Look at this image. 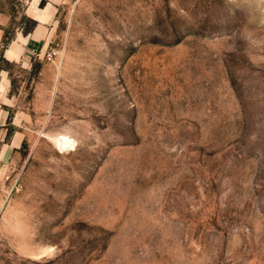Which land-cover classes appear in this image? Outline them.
<instances>
[{"label":"rangeland","instance_id":"rangeland-1","mask_svg":"<svg viewBox=\"0 0 264 264\" xmlns=\"http://www.w3.org/2000/svg\"><path fill=\"white\" fill-rule=\"evenodd\" d=\"M50 2L53 60L0 57V264H264V0Z\"/></svg>","mask_w":264,"mask_h":264},{"label":"crops","instance_id":"crops-1","mask_svg":"<svg viewBox=\"0 0 264 264\" xmlns=\"http://www.w3.org/2000/svg\"><path fill=\"white\" fill-rule=\"evenodd\" d=\"M32 8L36 24L26 32L16 31L4 46L1 45V39L6 18L4 12L0 10V57L2 60L27 63L33 55L41 56L47 49L52 29L47 27L46 22L51 19L52 13L57 8L50 0H46L42 5L34 1ZM11 85L10 71L0 66V182L3 178V167L10 162L26 138V133L17 127L19 123L15 122L14 116L8 111Z\"/></svg>","mask_w":264,"mask_h":264},{"label":"built area","instance_id":"built-area-1","mask_svg":"<svg viewBox=\"0 0 264 264\" xmlns=\"http://www.w3.org/2000/svg\"><path fill=\"white\" fill-rule=\"evenodd\" d=\"M55 53H56V50L52 47L50 49L45 50L43 54L41 55V57L49 59V60H53Z\"/></svg>","mask_w":264,"mask_h":264},{"label":"trees","instance_id":"trees-1","mask_svg":"<svg viewBox=\"0 0 264 264\" xmlns=\"http://www.w3.org/2000/svg\"><path fill=\"white\" fill-rule=\"evenodd\" d=\"M42 5V3H40ZM36 24V20H34L33 26ZM10 40L6 34L3 33L2 39H1V45L4 46L7 44V42Z\"/></svg>","mask_w":264,"mask_h":264},{"label":"bare ground","instance_id":"bare-ground-1","mask_svg":"<svg viewBox=\"0 0 264 264\" xmlns=\"http://www.w3.org/2000/svg\"><path fill=\"white\" fill-rule=\"evenodd\" d=\"M63 141H64V142H67V143L69 142V141H66V140H63Z\"/></svg>","mask_w":264,"mask_h":264}]
</instances>
